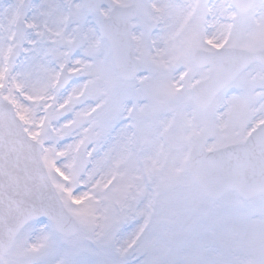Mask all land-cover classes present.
<instances>
[{
  "label": "snow or ice",
  "instance_id": "obj_1",
  "mask_svg": "<svg viewBox=\"0 0 264 264\" xmlns=\"http://www.w3.org/2000/svg\"><path fill=\"white\" fill-rule=\"evenodd\" d=\"M0 264H264V0H0Z\"/></svg>",
  "mask_w": 264,
  "mask_h": 264
}]
</instances>
